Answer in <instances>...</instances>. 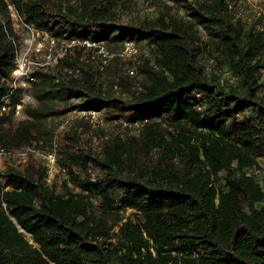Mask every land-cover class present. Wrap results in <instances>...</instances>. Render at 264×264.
Returning a JSON list of instances; mask_svg holds the SVG:
<instances>
[{
  "label": "trees",
  "instance_id": "trees-1",
  "mask_svg": "<svg viewBox=\"0 0 264 264\" xmlns=\"http://www.w3.org/2000/svg\"><path fill=\"white\" fill-rule=\"evenodd\" d=\"M243 2L0 0L12 106L14 15L56 49L78 42L32 66L22 116L0 114V148L54 149L65 175L3 158L0 264H264V32ZM80 110L105 128L66 120Z\"/></svg>",
  "mask_w": 264,
  "mask_h": 264
},
{
  "label": "built area",
  "instance_id": "built-area-1",
  "mask_svg": "<svg viewBox=\"0 0 264 264\" xmlns=\"http://www.w3.org/2000/svg\"><path fill=\"white\" fill-rule=\"evenodd\" d=\"M249 15H247V19L251 22H254V25L261 29L264 32V0H243ZM23 28L26 30V38L22 41L20 39V44L16 53V63L15 68L12 72V81L14 87L21 86L25 89V92L20 97L19 102L15 103L14 106L10 104L11 93L4 95L0 99V114L9 112L11 109L13 110L16 116H22V107L29 101L32 100V95L27 90L29 87V82L34 79V77L30 76V72L32 66L36 64L29 59V54L34 52H40L43 46H46V55L44 57L43 64H49L57 60L58 57H62L65 54V47L71 44H77L78 42L72 40L65 47L55 48V42L53 39L49 38L45 33H41L37 31L30 24H23ZM22 41V42H21ZM80 44H85L86 46L96 45L95 43H90L88 41H83ZM99 46V45H96ZM55 48V49H54ZM136 45L133 41H125L123 44V49L119 53V56L122 58L134 59V55L137 53ZM100 53L104 57H111L112 54H108L104 47L100 46ZM132 73V72H130ZM264 76V69H263ZM75 117H84L95 119L100 114L99 111L95 110H80L74 113ZM40 155L43 159L47 161L48 167H55L59 175L64 173V169L61 168L60 165L57 164L55 158V150L53 149L51 152L43 153L40 150H35L31 146H27L20 150L8 151L3 148H0V158L10 157L16 163H24L30 155ZM49 169V168H48ZM47 181L49 180V173L47 170Z\"/></svg>",
  "mask_w": 264,
  "mask_h": 264
},
{
  "label": "rangeland",
  "instance_id": "rangeland-1",
  "mask_svg": "<svg viewBox=\"0 0 264 264\" xmlns=\"http://www.w3.org/2000/svg\"><path fill=\"white\" fill-rule=\"evenodd\" d=\"M150 8L152 9V7H150ZM236 12L239 15H246L248 13L247 7H246V5H245L244 2L243 3H240L236 7ZM14 17H15L16 27H18L17 29H18V32H19L20 39L23 41L26 38V33H25L26 30L23 28V26L21 27V23L16 18V15H14ZM46 49H47L46 46H43L42 50L39 53L38 52H34V53L31 52V54H29V59L31 61H33V62H36V64L37 63H40V64L43 63L44 62V57L46 55L45 52L47 51ZM74 116H75V114H68L67 117H66V120L67 119H70V118H72ZM85 119H87L89 122H91L95 126L105 128V122L102 120L100 114L95 119H90V118H87V117ZM94 135H95V137L93 136V143L95 144V143H98L99 142L100 137H99V134H97V135L94 134ZM36 156L38 157L39 155H36ZM30 157H31V155L28 157V159L25 162H27L30 159ZM258 161H259L260 166H261V172H264V157L259 158ZM3 162H4L3 158H0V166L3 165ZM48 168H49L48 169L49 180H52L53 181L54 179H56L57 182H59L61 179H64L65 175H62V176L59 175V173L57 172V170L55 169V167H48ZM131 213H132V210L131 209H128L125 212V216L126 217L132 216ZM26 238H28L30 240V238H29L28 235H26ZM30 242H31V240H30Z\"/></svg>",
  "mask_w": 264,
  "mask_h": 264
},
{
  "label": "water",
  "instance_id": "water-1",
  "mask_svg": "<svg viewBox=\"0 0 264 264\" xmlns=\"http://www.w3.org/2000/svg\"><path fill=\"white\" fill-rule=\"evenodd\" d=\"M26 235H28V234H26ZM29 236V235H28Z\"/></svg>",
  "mask_w": 264,
  "mask_h": 264
}]
</instances>
